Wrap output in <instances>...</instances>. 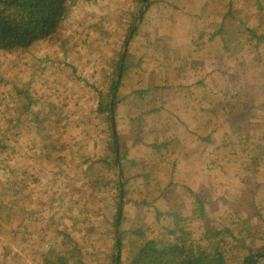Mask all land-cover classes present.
I'll return each mask as SVG.
<instances>
[{"label":"trees","instance_id":"1","mask_svg":"<svg viewBox=\"0 0 264 264\" xmlns=\"http://www.w3.org/2000/svg\"><path fill=\"white\" fill-rule=\"evenodd\" d=\"M76 1L0 0V52L26 51L48 40L62 29ZM126 1L135 2L137 9L131 13L132 22L124 49L113 66L104 69V79L109 78L106 87L99 90V86L91 83L98 90V102L91 113H96L102 120L104 118V125L101 126L103 138L95 151H86V154L82 152L83 147L74 146L76 163L66 174L69 184L88 187L90 194L106 193L111 197L103 202L109 216L102 220L108 227H105L107 234L113 237L112 252L108 254L109 264H264V233H260L264 231V196L252 195L256 206L252 215L235 208L242 202L237 194L233 202L215 209L212 202L186 185L188 200L168 208L161 205L170 187H182L175 180L176 170L183 164L180 157L189 161L191 155L187 157L184 151L196 142L211 144L199 161L213 185L232 182L226 181V169L230 165L240 167L244 174L256 171V153L240 125L233 123V114L238 102L249 90L245 83L249 80L248 76H252L251 79L257 83L264 79V69L260 70L254 64L255 61H262L260 45H264V30L241 23L244 28L241 38L233 42L230 37L227 41L224 34L221 36V28L212 31L201 25L199 29L191 30L192 20L184 22L189 16L182 12L178 1L162 0L163 10H160L163 18L179 24L184 22L182 39L192 42L190 53L193 52V58H198L210 47V50H218L214 56L218 59L222 57L220 60H224V64L208 72H204L202 67L199 70L202 76L191 84L183 82L187 62L185 58L178 62V54L174 55L172 63H166V60L145 62L147 68L142 67L138 74L136 69L143 64L142 59L138 62L134 59L142 48L139 35L148 27L155 2ZM135 76L141 79L136 86L131 85L130 93L126 92L123 89L125 82ZM2 87L6 88V93L4 96L0 93V119L8 120L4 127H8L9 132L0 134V221L4 217L10 218L6 223L15 235V225H27L29 210L27 180H17L18 174L8 164L9 155L13 157L19 146L16 139L19 129L15 133L12 129L20 127L28 130L29 138L35 142L36 137L48 129L47 124L52 118L45 113L43 103L27 82L11 83L0 75V91ZM172 88L183 89L192 100L189 109L190 114L195 112L193 120H189L190 116H179L166 105L165 91ZM127 99L132 114L140 111L136 121L156 115L153 125L158 131L155 139L142 140L145 153L140 163L143 168L133 176L125 173L128 152L122 151V130L119 127L126 119L121 110ZM260 115L264 117L263 109ZM198 120L200 124L195 125ZM209 125L211 130L203 135L200 131ZM99 146L102 148L98 149ZM219 177L224 180L219 179L221 182H218ZM133 193L140 198H133ZM24 200L25 205L22 204ZM135 205L143 207L142 224L130 228L125 225L124 219ZM90 212L94 218L100 215L95 207ZM146 222L153 227L146 228ZM80 232L89 230L84 224H74V227L62 230L61 246L46 245L42 250V264H88L83 256L86 250L77 240ZM90 253H95V250ZM99 255H96L99 264L103 259L107 261V258H98Z\"/></svg>","mask_w":264,"mask_h":264},{"label":"rangeland","instance_id":"2","mask_svg":"<svg viewBox=\"0 0 264 264\" xmlns=\"http://www.w3.org/2000/svg\"><path fill=\"white\" fill-rule=\"evenodd\" d=\"M157 1L153 0L155 3L149 15L148 27L139 35L142 48L134 59L137 62L142 59L143 64L136 69L138 74L142 67L147 68L145 62L166 60V63H172L176 54L180 58L178 62L181 63L184 58L187 62L184 68L186 76L183 78L186 84L202 76L199 74L202 67L204 72L215 66L223 67L224 60H220L222 57L218 59L214 56L217 49L206 48L198 58H193V52L190 53L192 42L181 37L184 22L192 20L191 30L199 29L201 25L212 31L221 28V36L224 34L227 41L232 37L233 42L238 41L244 33L241 23L264 30V0H177L180 5L185 4L184 8L193 14L180 24L158 17L157 13L161 10ZM135 4L126 0H77L72 4L71 13L62 29L48 40L26 51L7 54L0 52V75L11 83L27 82L43 103L45 113L52 118L47 124V130L41 132L39 126H36L41 135L36 137L35 142L29 138L28 130L20 127L12 129L14 133L19 129L16 138L19 146L13 157L9 155L8 164L18 174L17 180H27L29 218L27 225L14 226L13 229L17 230L15 235L6 223L10 218L4 217L0 221V264H42V250L50 244L61 246L62 230L70 229L74 224H84L89 230L77 234L78 242L86 250L83 254L86 262L99 264L96 255L100 254L98 258H107V261L103 259L100 264H109L108 254L112 252L113 237L107 234L108 229L105 230V227H108L102 220L109 216V210L103 202L111 197L106 193L90 194L88 187L69 184L66 174L76 163L74 146L83 147L82 152L86 154V151H95L96 145L103 138L101 126L104 125V118L102 120L96 113H91L98 102V90L91 83L99 86V90L106 87L109 78L104 79V69L112 67L124 49L132 22L131 13L137 9ZM260 48L262 61H255L254 64L263 70L264 45H260ZM251 77L248 76L249 80L245 82L249 90H246L247 95L237 104L233 123L240 125L256 153V171L244 174L240 167L230 165L226 169V181L235 183L221 182L219 179L223 178L219 177L218 182L221 183L213 185L199 161V157L210 149L211 144L206 141L196 142L184 151L187 157L191 155L189 161L180 157L183 164L176 170L175 180L182 187H170L161 202L162 206L168 208L188 200L185 189L190 186L212 202V208L224 207L225 203L233 202L237 194L242 202L235 208L248 215L255 213L252 195L256 193L259 198L264 196V117L260 115L264 110V79L257 83ZM140 79L135 76L133 80L126 81L123 89L130 93L131 85L136 86ZM165 92L164 99L170 110L181 117L190 116L189 120H193L195 112L190 114L189 109L192 100L183 89L172 88ZM0 93L4 96L6 88L2 87ZM132 112L127 99L121 110L126 119L119 124L122 130V151L128 152V161L125 162L127 176H133L143 168L140 163L145 153L142 140L151 141L158 135L153 125L155 114L145 116L138 122L135 117L140 111ZM6 123L7 119H0L1 135L9 132L8 127H4ZM198 124L199 120L195 125ZM211 128L209 125L200 132L207 135ZM137 188L140 190V186ZM132 197L140 198V195L133 193ZM22 204L25 205L26 201ZM93 207L99 210L98 217H91L90 210ZM142 210L141 205L129 209L124 219L125 225L130 228L140 226ZM144 225L146 228L153 227L147 222ZM92 250L95 253H90ZM105 252L107 254H103ZM126 262L129 263L128 260Z\"/></svg>","mask_w":264,"mask_h":264},{"label":"crops","instance_id":"3","mask_svg":"<svg viewBox=\"0 0 264 264\" xmlns=\"http://www.w3.org/2000/svg\"><path fill=\"white\" fill-rule=\"evenodd\" d=\"M161 1H162V0H158V1H157V5H158V7H160V9L163 10V5H162ZM167 1H168V0H167ZM184 6H185V4H183V5H179V7L183 9L182 12H183L185 15L193 16L192 11L188 10L187 8H184ZM146 7H147V6H146ZM146 9H147V8H146ZM152 12H153V11H152ZM152 12L150 11V14H151ZM157 16L163 18L162 11H159V12L157 13ZM164 19H165V18H164ZM166 20H167L168 22L170 21V19H166ZM181 37H182V36H181Z\"/></svg>","mask_w":264,"mask_h":264},{"label":"water","instance_id":"4","mask_svg":"<svg viewBox=\"0 0 264 264\" xmlns=\"http://www.w3.org/2000/svg\"><path fill=\"white\" fill-rule=\"evenodd\" d=\"M115 133V132H114Z\"/></svg>","mask_w":264,"mask_h":264}]
</instances>
